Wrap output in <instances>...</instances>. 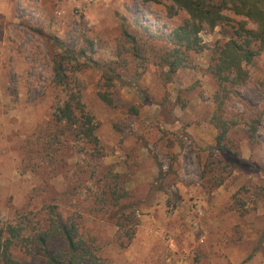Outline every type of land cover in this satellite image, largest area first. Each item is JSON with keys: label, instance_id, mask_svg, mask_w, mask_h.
<instances>
[{"label": "rangeland", "instance_id": "rangeland-1", "mask_svg": "<svg viewBox=\"0 0 264 264\" xmlns=\"http://www.w3.org/2000/svg\"><path fill=\"white\" fill-rule=\"evenodd\" d=\"M225 14L171 72V33L189 20L171 0H0V228L58 215L100 264H264V52L221 93L210 66L248 22ZM63 47L97 143L54 118L67 88L54 86L51 59Z\"/></svg>", "mask_w": 264, "mask_h": 264}, {"label": "trees", "instance_id": "trees-1", "mask_svg": "<svg viewBox=\"0 0 264 264\" xmlns=\"http://www.w3.org/2000/svg\"><path fill=\"white\" fill-rule=\"evenodd\" d=\"M171 1L187 14L189 20L173 29L171 33L173 44L177 48L167 61L170 71H176L184 63L180 48L198 50L197 36L202 26L214 28L221 22L228 21L225 12H229L234 16L246 18L248 22L239 23L234 31L235 36L218 47L215 63L210 69L221 87V93L229 92V87L244 84L248 79V72L243 68V64L251 63L260 52H264V0ZM249 23L252 27L248 26ZM61 49L62 53L53 55L51 59L53 84L55 87L67 89L65 99L56 107L54 118L58 123L78 125L84 138L97 143L93 118L84 111L83 87L76 76L67 75L68 65L75 57L66 47ZM261 86L264 90V82ZM101 98L107 104H112L106 95H101ZM214 102L217 107L211 121L218 130V151H224L223 142L230 129V123L221 115L223 102L220 93H216ZM132 110L137 112L134 108ZM76 112L80 115L78 119ZM78 231L74 223H63L58 215L48 218V221L34 229H26L21 223L7 224L0 228V264H24L12 255L13 249L27 253L37 252L44 264H100L93 243L82 238ZM56 243H60L61 247L55 250L52 246Z\"/></svg>", "mask_w": 264, "mask_h": 264}]
</instances>
